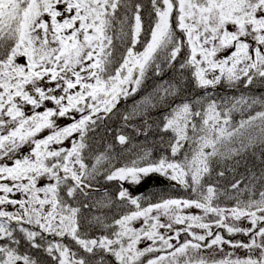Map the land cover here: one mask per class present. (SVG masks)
I'll return each instance as SVG.
<instances>
[{"label":"trees","instance_id":"trees-1","mask_svg":"<svg viewBox=\"0 0 264 264\" xmlns=\"http://www.w3.org/2000/svg\"><path fill=\"white\" fill-rule=\"evenodd\" d=\"M199 2L200 6L212 3L220 7L226 0ZM253 3L241 2L244 13ZM167 13L168 32L152 51L158 21L160 26ZM179 15L178 0L75 1L63 18L65 23L74 27L77 21L79 29L83 26V31L100 33L92 40L101 68L99 87L97 81L93 85L96 90L106 95L121 65L125 64L126 75L131 58L149 51L144 76L123 96L125 101L103 116L96 110L87 111L83 102L66 104L69 121L66 115L60 126L75 135V151L82 168L77 177L61 174V166L67 161L59 148L53 157L34 148L26 158L30 162L0 160V180L2 171L10 179L21 180L33 162L43 163L34 168L39 176L54 167V179H49L48 185L55 203L56 225L64 231L62 236L60 231L44 234L39 229V216L30 214L28 222L2 221L0 213V264H60L57 253L51 250L57 242L83 264H124L117 253L125 221L141 209L170 198L212 210H264V59L255 70L233 77L224 75L214 86L203 84L198 66L188 60L187 50L182 52L184 32L179 27ZM10 17L5 15L0 22V123L5 126L12 125L9 118L19 113L16 102L10 100L13 84L9 82L13 78L3 75L20 73L14 63L17 50L25 46L21 13ZM213 114L218 116V124H210ZM28 119L19 122L27 133L26 140L33 137L31 148L44 145L42 139L48 135L41 129L44 118L32 115ZM160 165L180 171L181 183L147 188L133 197L122 196L117 173ZM41 166L45 168L39 174ZM27 184L30 191L44 189L35 187V182ZM7 186L14 187V183L6 180L2 188ZM0 212H4L1 206ZM215 220L213 212L203 215L204 222ZM221 232L235 243L249 235L239 231L234 236L227 228ZM179 234L183 238L186 232ZM155 249L147 248L132 264H145L167 252L166 241L159 240V250Z\"/></svg>","mask_w":264,"mask_h":264},{"label":"rangeland","instance_id":"rangeland-1","mask_svg":"<svg viewBox=\"0 0 264 264\" xmlns=\"http://www.w3.org/2000/svg\"><path fill=\"white\" fill-rule=\"evenodd\" d=\"M75 1L43 0L41 8L34 0L24 9L22 31H25V37L22 36V41L28 49H23L15 58L14 67L21 69L20 73L16 76L9 73L3 75L13 78L9 82L13 84L10 87L12 95H9L11 102H16L19 113L7 119L12 125L0 123V160L3 163L30 162L32 160L26 158L31 157L34 148L53 157L58 150V142L63 141L68 153L66 164L61 166V174L69 173L77 177L82 168L72 149L75 136L68 129L64 135H60V125L68 114L65 105L74 106L77 102H83L87 110L99 111L97 113L103 116L114 106L113 97L126 95L137 85L138 78L144 76L149 51L142 52L138 57L133 56L131 61L128 59L130 64L126 75L125 64L121 65L113 77L115 84L106 95L96 90L101 68L97 62V46L94 48L92 40L100 33L98 30L83 31V26L79 29L80 23L77 21L74 27L65 23L63 18H67L65 15L70 12L69 6ZM199 1L178 0L179 27L184 32L183 45L186 43L188 60L198 66L202 83L214 86L224 75L233 77L257 69L264 59V0H254L253 4L247 6L250 9L246 13V9L240 6L244 0H226L220 7L212 3L200 6ZM2 7L3 3L1 10ZM168 13L162 16L160 26L158 21L150 47L152 51L157 49L159 41L168 32ZM95 82L96 87L93 86ZM80 96L87 98L83 101ZM32 115L44 118L41 129L48 133L44 145L33 148V137L26 140L27 133L19 127V122L22 123L23 119L29 121ZM209 121L210 124L220 122L216 114ZM182 138L181 132L179 139ZM31 164L32 168L27 169L19 181L6 177L2 171L0 196L5 194V197H0V206L4 211L0 212L1 219L28 222L30 214H33L39 216V229L44 234L60 231L62 236L64 231L56 225L55 203L48 185L49 179H54L51 173L54 167L45 170V166L39 167V174L44 170L39 176L34 168L43 163ZM115 177L122 184L124 197H133L147 188L179 185L182 180L181 172L170 165L124 170ZM6 180L12 181L14 187L2 188ZM29 182H35V187L44 186V189L30 191L26 186ZM3 198L6 200L2 201ZM170 199L158 206L143 208L125 221L121 247L117 253L124 264L138 260L147 248L156 247L155 250H159V240L166 241L168 251L161 252L157 258L145 264H264V210L256 213L235 209L212 210L185 200ZM209 211L216 215V220L204 222L203 215ZM220 227L227 228L234 236L240 234L238 231L249 235L245 241L231 242L223 238ZM180 232H186V235L182 238ZM187 236L190 240H187ZM51 250L57 253L60 264H83L80 259L73 258L61 242L52 244Z\"/></svg>","mask_w":264,"mask_h":264},{"label":"flooded vegetation","instance_id":"flooded-vegetation-1","mask_svg":"<svg viewBox=\"0 0 264 264\" xmlns=\"http://www.w3.org/2000/svg\"><path fill=\"white\" fill-rule=\"evenodd\" d=\"M33 1L34 0H0V5L3 3L2 10L0 9V22L2 21V19H4L5 15H8V17L15 16L17 12H20L23 18V15L26 13L24 12V9L27 7L29 3L32 5ZM42 2L43 0H37L38 7L41 6L42 8ZM31 5H30V9H31ZM71 9L72 8L70 7L68 11H71ZM124 98L125 97H121L119 95L113 97L112 104H114L115 106L114 107L112 106L109 111L113 110L116 107V104L119 105L120 103L125 101L126 99Z\"/></svg>","mask_w":264,"mask_h":264}]
</instances>
